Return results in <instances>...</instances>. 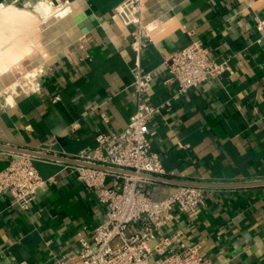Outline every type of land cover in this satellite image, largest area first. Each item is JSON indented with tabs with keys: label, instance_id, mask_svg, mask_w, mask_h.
I'll return each instance as SVG.
<instances>
[{
	"label": "crops",
	"instance_id": "obj_1",
	"mask_svg": "<svg viewBox=\"0 0 264 264\" xmlns=\"http://www.w3.org/2000/svg\"><path fill=\"white\" fill-rule=\"evenodd\" d=\"M39 1L47 0H0V13L27 21L18 9ZM49 1L73 5L66 16L71 37L47 56L35 87L13 95L8 105L0 98V144L51 146L61 156L94 147L98 134L121 131L136 111L130 87L136 62L152 70L199 40L212 59L227 60L231 69L177 98V86L163 83L165 74L155 77L145 100L172 105L151 120L149 139L168 174L148 188L159 200L182 182L226 186L206 187L193 219L175 211L161 228L169 242L164 255L198 244L212 264H264V184L248 185L264 181V27H258L264 0H148L146 24L158 26L140 53L131 46L134 27L115 12L123 0ZM27 34L18 55L17 37L5 32L0 72L23 56L31 41ZM11 153L0 149V171ZM69 164L36 161L46 182L28 210L8 193L0 195V264H58L80 237L92 241L107 205Z\"/></svg>",
	"mask_w": 264,
	"mask_h": 264
},
{
	"label": "built area",
	"instance_id": "obj_2",
	"mask_svg": "<svg viewBox=\"0 0 264 264\" xmlns=\"http://www.w3.org/2000/svg\"><path fill=\"white\" fill-rule=\"evenodd\" d=\"M147 1L123 0L115 10L122 22L134 27L131 46L138 53L152 40L158 26L146 24ZM258 27L263 28L264 21ZM230 69L227 60L212 59L210 48L199 40L171 52L152 70L145 69L140 59L136 62L131 68L130 87L137 105L128 124L119 132L98 134L94 147L65 156L83 162L70 163V172L107 205V212L105 219L95 226L92 241L80 237L77 248L64 252L57 259L58 264H212L201 254L198 244L181 251L170 250L164 255L169 242L161 228L173 220L175 211L190 219L197 216L208 189L180 184L165 198L150 197L148 186L156 181L144 175L163 177L168 171L152 149L149 124L172 103L166 100L151 104L145 100V95L158 75H166L165 85L177 86L173 95L177 98L208 79H219ZM36 151L61 156L51 146ZM37 160L52 159L11 153L7 166L0 171V195L8 193L13 203L24 210L31 207L46 182L35 165ZM109 178L112 179L110 186ZM157 239L159 243L151 246Z\"/></svg>",
	"mask_w": 264,
	"mask_h": 264
},
{
	"label": "rangeland",
	"instance_id": "obj_3",
	"mask_svg": "<svg viewBox=\"0 0 264 264\" xmlns=\"http://www.w3.org/2000/svg\"><path fill=\"white\" fill-rule=\"evenodd\" d=\"M68 5L69 4L61 5L59 2H51L47 0L39 1L29 8H23L21 6L18 9L23 13V17H25L27 22L30 23L34 29L32 30L33 33L31 32L29 35L31 41L27 50L23 52V56L18 57L23 58L19 59L17 62L23 63L26 58L40 56V61L37 65H35L36 61L31 63V61L29 62L28 60L27 63H25V60L23 65L27 64V69L33 67L31 70L36 73L41 71V62L46 60L48 55L54 53L59 44H63L64 41L68 40V37H71L66 17L71 11L66 10L63 12ZM35 37L36 39H34ZM29 73L30 76L35 75L33 72ZM10 75L11 72H0V98L6 97V100L15 94L25 91L21 88V85H18V83L15 87L12 86L13 81L11 80ZM6 104L8 105V102Z\"/></svg>",
	"mask_w": 264,
	"mask_h": 264
},
{
	"label": "water",
	"instance_id": "obj_4",
	"mask_svg": "<svg viewBox=\"0 0 264 264\" xmlns=\"http://www.w3.org/2000/svg\"><path fill=\"white\" fill-rule=\"evenodd\" d=\"M0 15H3L5 21H6V27L4 31L7 32L8 30L17 37V53L18 55L20 54L21 50H24V47L21 49V44H23L24 40H21V36H24L25 34L29 33L31 30L34 28L30 23L22 19L19 15L15 16L13 14H6V13H0ZM8 37L3 38V45L7 41ZM0 149L1 150H6L14 153H21V154H28L31 156H36V157H41V158H47V159H52V160H57V161H62V162H69V163H83L81 161L68 158L65 156H57V155H52L48 153H42L38 152L33 149H28V148H22V147H14V146H9V145H4L0 144ZM117 170V169H114ZM150 179L158 181H164L166 180L165 178L158 177V176H149ZM181 184H190V185H196V186H202V187H217V186H226L224 184H208V183H200V182H182ZM264 184V181L261 182H256V183H249L248 185H262ZM247 185V184H246ZM232 186V185H230Z\"/></svg>",
	"mask_w": 264,
	"mask_h": 264
},
{
	"label": "bare ground",
	"instance_id": "obj_5",
	"mask_svg": "<svg viewBox=\"0 0 264 264\" xmlns=\"http://www.w3.org/2000/svg\"><path fill=\"white\" fill-rule=\"evenodd\" d=\"M69 3V2H68ZM72 8H73V5L72 4H69L65 9H64V11L63 12H65L66 10H69V11H71L72 10ZM148 24H149V26L150 27H152V26H156L157 25V22L156 21H149L148 22ZM148 26V25H147ZM161 27V26H160ZM32 32V30L27 34V35H30V33ZM33 33V32H32ZM15 37V36H14ZM12 38V37H11ZM9 39V38H8ZM34 39H36V37L34 38ZM11 40H13V38L11 39ZM13 41H15V40H13ZM9 43H11V42H9ZM9 43H8V45H9ZM12 46V45H11ZM4 47V49H6L5 47L6 46H3ZM3 49V50H4ZM2 50V49H1ZM11 50H12V48H11ZM14 56V55H13ZM3 57V56H2ZM14 59V58H13ZM19 59H21V58H18V59H14V60H16L15 62H13V63H9L8 64V70H9V72H11V75H10V77H11V80L13 81V84H12V86L13 87H15V85L18 83V85H21V88H23L25 91L26 90H29V89H31V88H33V87H35L36 86V83H37V78L39 77V75L41 74V72H42V69H43V67H44V62H45V60H43L42 62H41V65H40V68H41V71L40 72H38V73H36V72H34V71H32L31 69L33 68H30V69H27L26 68V66H27V64H25V65H23V63H24V61L26 60V62L25 63H27V60L30 62L31 61V63H34V61H36L35 62V65H37V63L40 61L39 59H40V56H34V57H31V58H26L24 61H23V63L22 62H17V61H19ZM1 60V59H0ZM11 62H12V60H11ZM6 67V66H5ZM5 67H4V69H5ZM2 69H3V66H2ZM24 70V71H23ZM29 72H33V73H35V75L34 76H30V73ZM9 98V97H8ZM8 102V104H10V103H12L13 102V96H11L9 99H7L6 100V103Z\"/></svg>",
	"mask_w": 264,
	"mask_h": 264
},
{
	"label": "snow or ice",
	"instance_id": "obj_6",
	"mask_svg": "<svg viewBox=\"0 0 264 264\" xmlns=\"http://www.w3.org/2000/svg\"><path fill=\"white\" fill-rule=\"evenodd\" d=\"M2 7V6H0ZM6 27V21L3 15H0V48L3 47V38H4V31Z\"/></svg>",
	"mask_w": 264,
	"mask_h": 264
}]
</instances>
